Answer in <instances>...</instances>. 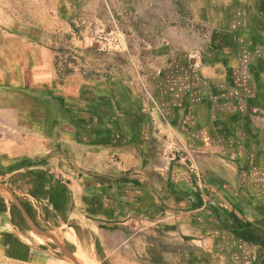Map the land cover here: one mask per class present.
Returning a JSON list of instances; mask_svg holds the SVG:
<instances>
[{
	"label": "rangeland",
	"instance_id": "374dc122",
	"mask_svg": "<svg viewBox=\"0 0 264 264\" xmlns=\"http://www.w3.org/2000/svg\"><path fill=\"white\" fill-rule=\"evenodd\" d=\"M263 9L264 0H0V15L6 18L2 28H33L38 44L48 48L57 75L94 84L102 95H117L119 107L127 105L137 114L125 115L121 121L133 125V139L119 140L103 153L99 149L103 140L97 137L101 134L85 133L82 142L32 159L29 165L37 168L32 177L28 173L10 177L0 171V182L16 191L35 214H44L43 208L51 203L43 186L49 181L60 183L67 190L69 219L62 224L60 217L56 219L60 225L52 223L53 209L62 211L54 206L48 214L51 221L37 219L39 229L59 231L76 244L74 254L79 258L78 239L86 238V249L96 253V264H107L99 261L102 249L110 256L123 252L130 264H180L184 258L174 255L173 247L181 242L190 246L197 262L204 263L202 255L213 250L209 235L202 231L184 235L173 229L185 212L180 202L185 194L175 190V173L185 172L186 185L203 200L234 208L219 187L205 179L196 155L167 119L163 104L166 93L180 95L191 90L195 81L197 86L207 80L213 94L222 85L221 80L217 85L219 76L256 72L260 79L253 86L248 116L253 122H264ZM205 67L213 74L204 80L198 73ZM207 86L200 85L201 91ZM122 149L136 162L127 171L110 170ZM98 153L103 154L98 157ZM95 184L100 185V195ZM34 190L36 196L31 195ZM103 194L109 201L116 197L123 202L117 206L119 214L107 205L95 208L96 196ZM258 225L260 234L264 225ZM69 255L65 254V262L78 264ZM192 255L185 259L192 260ZM212 261L223 264V254L218 252Z\"/></svg>",
	"mask_w": 264,
	"mask_h": 264
},
{
	"label": "crops",
	"instance_id": "0c3cea01",
	"mask_svg": "<svg viewBox=\"0 0 264 264\" xmlns=\"http://www.w3.org/2000/svg\"><path fill=\"white\" fill-rule=\"evenodd\" d=\"M5 19L0 15V171L8 172L10 177L27 173L32 177L37 171L36 166L29 165L32 159L68 144L82 142L81 135L85 133L101 134L97 136L103 140L99 147L101 152L108 150L109 145L116 147L119 140L136 137L131 134L133 125L127 120L121 121L128 115L134 117L137 114L132 113L127 105L119 107L117 95H102L94 84L69 75H57L48 48L38 44L33 28L6 30L2 28ZM198 74L205 80L213 72L205 67ZM259 79L256 72L227 73L224 79L219 76L217 80V85L220 80L222 83L218 93L215 90L211 94L207 86L210 84L205 80L200 85L207 86V90L201 91L195 81L191 90L182 91L180 95L166 93L165 96L163 105L167 119L196 155L205 179L212 180L234 208L233 211L223 209L210 198L203 200L194 187L186 185L189 177L185 172L175 173L178 183L175 190L185 194L180 201L185 212L173 229L184 235L195 231L209 235L213 250L201 253L205 264H211L218 252L224 256L223 264H264V229L259 234L255 227L260 223L264 225V122H253L248 116L250 100L255 95L253 86L256 87ZM141 138L145 144L147 134ZM122 150L110 170L114 167L127 171L136 162L129 157L127 149ZM103 153L96 155L99 157ZM100 159L103 160L101 156ZM25 169L31 171L24 172ZM95 185V193L100 195V185ZM43 187L47 188V185ZM66 191L64 188L61 201L50 200L49 206L43 208L44 214H35L16 191L0 182V264H56V260L68 264L64 259L66 253L72 254L68 258L83 264L74 254V242L61 236L59 231L43 232L37 221L41 217L48 223L51 207L57 206L62 211L55 212L52 208V223L60 225L56 219L61 217L60 221L65 224L69 219L65 212ZM96 197L95 208L97 204L99 208L107 205L119 214L117 206L123 203L117 200L119 198L109 201L104 194L99 196L102 200ZM70 208L69 202L67 209ZM236 220L249 224L250 239L236 234L239 232ZM98 232L101 233V229ZM97 239L101 242V237ZM95 243L93 246L97 251L98 244L96 248ZM78 247L80 259L96 264V253L89 247L86 249V238L78 239ZM190 250V246L182 242L173 247L174 255L184 258L180 264H199L195 260L198 256H193ZM122 254L110 256L102 249L98 258L101 262L106 260L107 264H130ZM188 255H192V260L185 259Z\"/></svg>",
	"mask_w": 264,
	"mask_h": 264
},
{
	"label": "trees",
	"instance_id": "16d2710c",
	"mask_svg": "<svg viewBox=\"0 0 264 264\" xmlns=\"http://www.w3.org/2000/svg\"><path fill=\"white\" fill-rule=\"evenodd\" d=\"M264 10V9H263ZM46 194H48V197L50 200L53 199V201L59 200L61 201L64 197V188L63 186L58 182H48L47 188H46ZM37 191L34 190L31 192L32 195L36 196ZM233 219H235L234 216H232ZM236 223L238 225V231L236 234H240L244 239H250V233L252 231L248 228V223H240L236 220ZM95 247L97 248V244L95 243Z\"/></svg>",
	"mask_w": 264,
	"mask_h": 264
},
{
	"label": "bare ground",
	"instance_id": "6f19581e",
	"mask_svg": "<svg viewBox=\"0 0 264 264\" xmlns=\"http://www.w3.org/2000/svg\"><path fill=\"white\" fill-rule=\"evenodd\" d=\"M38 240V239H37ZM39 241V240H38ZM40 242V241H39ZM79 258V257H78ZM79 260L83 263V264H89L88 262H86L85 260H83V259H80L79 258Z\"/></svg>",
	"mask_w": 264,
	"mask_h": 264
}]
</instances>
